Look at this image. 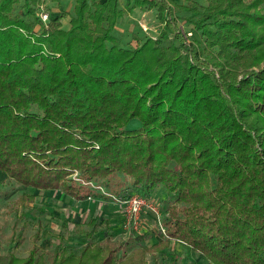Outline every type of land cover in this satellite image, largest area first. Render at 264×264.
I'll return each instance as SVG.
<instances>
[{
    "label": "trees",
    "instance_id": "trees-1",
    "mask_svg": "<svg viewBox=\"0 0 264 264\" xmlns=\"http://www.w3.org/2000/svg\"><path fill=\"white\" fill-rule=\"evenodd\" d=\"M40 3L0 0V172L77 202L101 184L120 201L161 188L167 240L264 264V0H74L46 24ZM137 7L157 35L138 25L122 45L114 27Z\"/></svg>",
    "mask_w": 264,
    "mask_h": 264
},
{
    "label": "rangeland",
    "instance_id": "rangeland-1",
    "mask_svg": "<svg viewBox=\"0 0 264 264\" xmlns=\"http://www.w3.org/2000/svg\"><path fill=\"white\" fill-rule=\"evenodd\" d=\"M73 1L44 0L42 5L49 15L58 16L66 11L71 12ZM37 7L36 13L39 11ZM259 7L263 13L264 6L260 4L257 11ZM175 15L178 19L174 25L189 32L182 17L183 12ZM65 17L60 21L62 26L68 24ZM129 26L126 24L125 28ZM255 31L257 37L264 38L263 23L256 26ZM127 40L123 44L129 46ZM262 53L264 44L258 55ZM263 64L264 60L261 61ZM133 121L138 124L136 120ZM128 124L131 127L133 122ZM118 181L112 182L111 191L113 183ZM127 182L126 179L122 183ZM94 194L92 198L77 202L60 191L19 186L0 172V264L8 263L10 256L12 264H23L33 249L31 264H58L67 256L73 257L74 264H92L93 260L100 261L114 248H119L117 257L120 261L115 264H214L180 241L164 237L162 222L166 216V206L173 197L165 195L161 188L148 197L155 205L156 212L143 207L135 228L131 222L128 223L124 207L111 197V192L103 184L95 188ZM95 223L97 226L94 228ZM86 244L85 253L80 256Z\"/></svg>",
    "mask_w": 264,
    "mask_h": 264
},
{
    "label": "built area",
    "instance_id": "built-area-1",
    "mask_svg": "<svg viewBox=\"0 0 264 264\" xmlns=\"http://www.w3.org/2000/svg\"><path fill=\"white\" fill-rule=\"evenodd\" d=\"M43 3H40L37 8H39V11L36 13L40 22H43L44 24L47 23L48 20V13L44 11V7L42 5ZM142 31L149 35L152 39H155L156 37V28L150 29L144 24H139ZM187 36H190L191 33L186 32ZM74 174L73 176H75ZM116 200V199H115ZM117 203L122 205L125 209V213L127 214V220L128 223L131 222L133 227L135 228L136 221L139 215V211L143 207H148L152 212H156V207L153 205V203L148 199L144 197H140L138 195H131L128 197V199L120 201L117 200ZM164 232V230H163Z\"/></svg>",
    "mask_w": 264,
    "mask_h": 264
},
{
    "label": "crops",
    "instance_id": "crops-1",
    "mask_svg": "<svg viewBox=\"0 0 264 264\" xmlns=\"http://www.w3.org/2000/svg\"><path fill=\"white\" fill-rule=\"evenodd\" d=\"M126 24H130V26L125 28ZM139 24H144L151 30L155 29L157 19H155L154 10H145L140 7L133 9L130 13L124 15L114 27V35L120 38L122 45L125 39H128L127 41H130L131 44H135V40L129 34H132L133 31L136 32Z\"/></svg>",
    "mask_w": 264,
    "mask_h": 264
}]
</instances>
